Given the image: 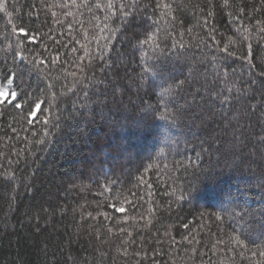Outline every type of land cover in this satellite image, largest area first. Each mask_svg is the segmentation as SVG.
Segmentation results:
<instances>
[{"label": "trees", "instance_id": "obj_1", "mask_svg": "<svg viewBox=\"0 0 264 264\" xmlns=\"http://www.w3.org/2000/svg\"><path fill=\"white\" fill-rule=\"evenodd\" d=\"M62 2L0 0L45 61L0 13V80L29 93L0 108V264H264V0Z\"/></svg>", "mask_w": 264, "mask_h": 264}, {"label": "snow or ice", "instance_id": "obj_2", "mask_svg": "<svg viewBox=\"0 0 264 264\" xmlns=\"http://www.w3.org/2000/svg\"><path fill=\"white\" fill-rule=\"evenodd\" d=\"M53 8H60L64 10V15L66 16H73L72 9L75 8L77 11H79L81 8H87L89 12H93V10H100L104 12H111L114 8L113 3L111 0L107 4H102V3H95V4H89L87 0H81L80 3L77 2V0H64V2L59 3V4H53ZM123 7L122 6V10ZM224 7H228L227 0H225ZM156 9H164L167 10L168 14H171V6L168 4H162L157 2L155 5ZM0 13H3L4 16H7L9 19L7 21L8 25L11 26L12 33L18 38L17 40V47L24 46L25 51H29L30 55L34 54V59L32 60V65L35 66L37 63L40 65H44L45 61L43 59L39 58V53L36 52L35 49H29L25 45V42H27L28 45L35 44L36 43V36L33 35L32 33L35 31L31 27L28 26H17L12 19L13 12L9 11L8 8L5 6L4 3H0ZM114 14V13H113ZM125 15H128L127 12L124 13ZM163 15V12L161 13ZM53 16H57L56 12L52 13ZM211 15V13H209ZM93 18H95V15L93 13ZM211 31V29L209 30ZM247 31V29H245ZM261 31H264V28H261ZM87 38V37H86ZM153 40V37L151 36V41ZM145 41H141V43H144ZM148 42H149V36H148ZM73 51H76V49H73ZM229 55H232V53H229ZM14 58H20V59H25V57L22 55L21 52H15L14 53ZM253 55V59H254ZM215 59V57H213ZM55 59H53V63H55ZM74 75V74H73ZM18 77L12 73L8 72L2 80H0V108H3L4 106H10L13 107L17 110H23L24 104L21 103L22 97H26L29 95V93L25 90L23 83L18 84L17 83ZM181 85H174L173 87H163V91L161 95H171L173 92V89L175 87H181ZM33 99H31L28 102V123L30 125H35L36 121H41L43 126L47 127L50 124H52V119L47 115L51 110H52V100L48 98L47 96H44L43 98L36 93H32ZM227 99V98H225ZM47 105V106H46ZM56 107H59L57 104ZM158 111V109H157ZM161 120L165 119L166 117L164 115H161L159 117ZM167 119L172 120L173 122L176 119V115L173 113H169L167 115ZM54 126V125H53ZM49 135L51 133H48ZM38 143H42V141H38ZM202 153H197V158L199 159ZM187 170V169H185ZM197 180H199V177H197ZM193 186H198V185H193ZM107 190V189H106ZM111 191L114 193V198L119 201L120 206H117L115 204L110 205L114 209V212L116 213H122L125 211L123 205L125 203H128L129 205H134V201H129L127 196L124 195L123 191H116L115 185H113V188ZM151 191H149V196H151ZM165 195H173L172 193H168L167 191L165 192ZM143 199V197H140ZM182 199L180 196L175 197V201L179 202ZM149 212H151V208L148 209ZM109 219L111 217H108ZM233 219L239 218L240 221L244 220V217L241 216L239 212H233L231 214V217ZM216 220H220L221 217L219 215L215 216ZM184 227H187L185 224ZM123 231V229H121ZM129 235H131L129 233ZM235 237H230V240H235ZM237 243H239L238 240H236Z\"/></svg>", "mask_w": 264, "mask_h": 264}]
</instances>
